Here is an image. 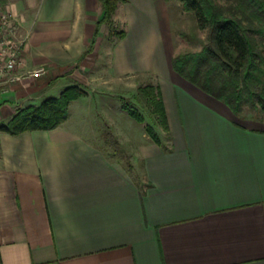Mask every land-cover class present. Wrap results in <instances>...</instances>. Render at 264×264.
I'll return each instance as SVG.
<instances>
[{"label":"crops","instance_id":"0c3cea01","mask_svg":"<svg viewBox=\"0 0 264 264\" xmlns=\"http://www.w3.org/2000/svg\"><path fill=\"white\" fill-rule=\"evenodd\" d=\"M167 1L117 6L127 29L109 75L158 76L169 129L161 143L139 133L127 163L103 142L104 124L122 138L126 119L89 99L81 78L99 55L104 24L87 49L100 1L0 0L26 35L27 69L49 68L0 83V123L44 100L53 72L87 97L53 129L0 131V264H264V117L233 112L174 70Z\"/></svg>","mask_w":264,"mask_h":264},{"label":"trees","instance_id":"16d2710c","mask_svg":"<svg viewBox=\"0 0 264 264\" xmlns=\"http://www.w3.org/2000/svg\"><path fill=\"white\" fill-rule=\"evenodd\" d=\"M99 1L102 14L87 52L94 48L101 25L111 23L118 3L128 0ZM179 1L194 13L199 27L209 29V35L200 51L173 56L175 70L206 93L226 102L237 114L247 105L264 112V45L254 37L255 33L263 31L264 0ZM124 35V29L116 32L118 38ZM138 91L145 98L156 123L168 131L160 86L146 84L139 86ZM85 94L81 86L69 85L56 96L19 108L6 123H0V131L19 134L53 129L67 120L71 102ZM122 107L130 117L144 122L137 108L126 103ZM145 129L155 142L160 143L151 125L147 124Z\"/></svg>","mask_w":264,"mask_h":264},{"label":"rangeland","instance_id":"374dc122","mask_svg":"<svg viewBox=\"0 0 264 264\" xmlns=\"http://www.w3.org/2000/svg\"><path fill=\"white\" fill-rule=\"evenodd\" d=\"M0 7L3 10H6L1 4ZM122 7L123 6L121 5L119 10L116 9V15H113L111 23L103 25L102 33H100L102 34V38L100 39L102 42L99 47V55H97L92 61L93 65L91 66V69L87 70L86 74L81 78L87 80L88 82L86 81V86L89 84V88L92 89V91H90L91 96L88 97L89 99H93L95 102L101 100L110 101V116H115V122L119 119L118 115L123 116L126 119L124 124L123 120L120 124V128H122L125 137L119 138L117 134H115L117 123L115 124V127L114 124H104L103 133L105 141L103 142L104 146H106L111 153L124 158L127 163H129L131 153H133V150L139 141H142L140 134H145L147 138L153 140L152 136L149 135L145 129L147 124L153 127L160 139V143L165 140V134L168 133L169 129L166 131L161 124L156 123V119L148 108L145 98L138 91L139 86H144L146 84L159 85L158 76L147 73H137L132 75L127 74L118 79L115 76L113 77L111 73L109 75V71L111 70V46L114 42L119 40L116 36V32L122 29H127V21L122 12ZM167 7L168 11L166 13L167 19L170 22V36L174 45V55L178 53L200 51L208 42L209 29L199 27L194 13L187 10L181 1L168 0ZM14 21L16 22V20ZM261 27L263 29L262 33H255L254 37L257 41H262L264 45V23ZM19 30L21 32V29ZM21 34L23 33L21 32ZM2 37L3 36L0 33V46L2 45ZM94 48L92 50H94ZM41 66L43 65L32 67L30 70ZM24 68L27 69L26 66ZM45 69L46 72L44 75L49 74V68L45 66ZM177 73L182 76L179 72ZM56 75H54V72L51 74V80L40 90L41 95L35 99L36 101L40 102L43 96L45 98L56 96L59 94L60 88L68 85V77H59L60 75ZM86 99L87 97H81L82 101H85ZM124 103L137 108L143 115L145 119L144 122H138L130 117L127 111L122 112V105ZM76 112L77 111L73 109V114H76ZM242 112L247 114V116L255 115L257 117H264V112L259 109H253L250 105L245 106V109Z\"/></svg>","mask_w":264,"mask_h":264},{"label":"built area","instance_id":"2783aa9c","mask_svg":"<svg viewBox=\"0 0 264 264\" xmlns=\"http://www.w3.org/2000/svg\"><path fill=\"white\" fill-rule=\"evenodd\" d=\"M13 15L0 7V83L21 81L25 77H41L45 74L44 66L30 70L25 69V60L22 58V48L26 35L21 34L19 24L14 21ZM21 70V71H19Z\"/></svg>","mask_w":264,"mask_h":264}]
</instances>
